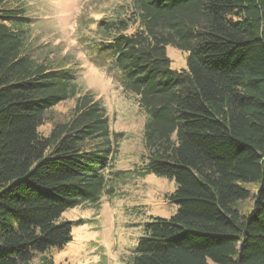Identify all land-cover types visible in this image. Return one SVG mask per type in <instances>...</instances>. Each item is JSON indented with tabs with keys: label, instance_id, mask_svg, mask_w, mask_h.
<instances>
[{
	"label": "trees",
	"instance_id": "obj_1",
	"mask_svg": "<svg viewBox=\"0 0 264 264\" xmlns=\"http://www.w3.org/2000/svg\"><path fill=\"white\" fill-rule=\"evenodd\" d=\"M25 6L0 0V264H57L62 213L113 194L123 132L73 69L35 54ZM97 62L147 115L146 171L175 180L170 217L144 224L127 264H264V0H132L99 21ZM172 44L188 51L174 69ZM34 45V46H33ZM75 99L40 133L46 112ZM240 181H255L254 206Z\"/></svg>",
	"mask_w": 264,
	"mask_h": 264
},
{
	"label": "rangeland",
	"instance_id": "obj_2",
	"mask_svg": "<svg viewBox=\"0 0 264 264\" xmlns=\"http://www.w3.org/2000/svg\"><path fill=\"white\" fill-rule=\"evenodd\" d=\"M22 5L31 16V39L38 57L55 66L73 69L82 92L91 91L107 108L110 127L123 132L114 170H123L115 178L113 194L104 193L96 204L84 203L68 208L62 219L73 224L72 239L62 247L49 249L57 264H127L134 254L144 224L152 216L170 217L177 205L166 196L175 190L174 179L146 171L143 140L147 115L132 94L123 91L119 69L98 60L99 21L124 13L132 0H11ZM33 45V46H34ZM167 53L174 69L187 67L188 51L172 44ZM74 98L63 100L46 112V122L39 127L48 135L57 121L67 119ZM251 196L236 207L247 212L254 206L259 183L240 181ZM40 253H32L28 264H37ZM212 264H215L212 262Z\"/></svg>",
	"mask_w": 264,
	"mask_h": 264
}]
</instances>
